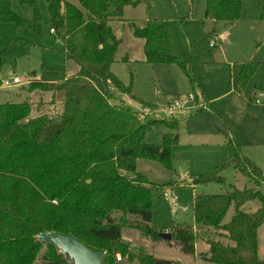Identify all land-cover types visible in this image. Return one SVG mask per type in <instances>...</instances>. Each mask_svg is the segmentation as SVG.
<instances>
[{
	"label": "trees",
	"instance_id": "trees-1",
	"mask_svg": "<svg viewBox=\"0 0 264 264\" xmlns=\"http://www.w3.org/2000/svg\"><path fill=\"white\" fill-rule=\"evenodd\" d=\"M20 1L34 9L30 23L42 20L37 0ZM47 2L61 50L79 71L60 82L33 79L28 84L30 91H51L53 100L63 106L59 114L32 118L33 104L28 100L0 104V264H73L55 243L39 239L40 233L53 231L72 235L96 252L104 251L102 264H182L137 252L124 235L135 228L144 237L162 240L161 234L167 230L185 254L195 255V225L214 227L228 239L210 241L204 257L207 261L264 264L258 252L264 189L230 185L221 193L196 194L194 225L159 228L149 224L153 187L149 178L137 171V161H156L174 171L172 150L178 141L180 120H143L141 112L124 100L127 96L136 98L133 85L123 84L112 69L123 42L115 35L113 21H124L127 6L139 7L147 0H78L77 5L70 0ZM206 3L204 22L213 19L234 24L241 19L244 0ZM142 21L130 22V27L135 37L145 40L146 62L177 64L197 97L192 66L172 51L169 23L162 19ZM1 22H24L12 10L11 0H0ZM258 66L254 60L244 63L236 90L241 92L247 86ZM2 67L0 57V86ZM159 125L170 130L162 142H146L147 134ZM232 146L230 161L217 166L214 176L195 178L194 183L227 185L224 171L232 167L256 186H264L262 169L242 153L239 144ZM256 200L260 203L256 212L244 209L245 203ZM231 208L234 213L225 221Z\"/></svg>",
	"mask_w": 264,
	"mask_h": 264
},
{
	"label": "rangeland",
	"instance_id": "rangeland-1",
	"mask_svg": "<svg viewBox=\"0 0 264 264\" xmlns=\"http://www.w3.org/2000/svg\"><path fill=\"white\" fill-rule=\"evenodd\" d=\"M11 1L12 10L24 22L20 25L10 22L0 23V57L3 60L1 79L4 82L19 77L22 82L11 87L1 85L0 104L28 100L30 96L39 100L34 94L31 95L34 90L30 92L28 88L29 79L33 75L46 81H62L67 75L75 74L79 69L74 61H68L64 52L59 50V38L51 33L52 25L49 21L50 10L47 0H37L42 20L36 24L30 23L35 14L31 6L22 4L20 0ZM70 1L79 4L78 0ZM244 1L246 3L242 19L234 26L220 22L217 26V37L213 34L214 23L210 19L204 22L207 0H147L139 7L125 8L124 19L130 22L162 19L169 23L174 53L181 61L190 63L193 75L200 80L209 99L207 111L210 119L204 124L191 121L181 125V139L172 150L174 171L156 161L148 159L137 161V171L148 177L153 187V217L149 223L151 225L159 228L179 224L194 225L193 205L196 194L221 193L230 185L238 189L256 187L264 189V186H256L249 177L238 174L232 167L224 171L227 185L214 181L194 183L195 178L214 176L216 166L230 159L225 158L231 153L230 150L224 145L219 147L213 141L214 127L222 125L224 121H229V126L235 130L241 140L248 143L245 151L252 150L258 153V159L264 165V145L260 148L255 145L264 144V107L250 102L249 98L253 95L248 91H245L243 96L231 91L233 81L231 67L222 62L221 56L218 57L220 49L227 44L225 35H230L231 43L225 47L229 61L248 60L254 55L257 60L264 59L262 17L264 1ZM119 24H113L114 29L122 38L128 39V27L122 26L120 29ZM211 43H214L215 48H210ZM118 51H122V48ZM120 53L112 69L123 84L133 85V95L136 97H124L125 102L142 112L149 108L145 104L142 105V101L160 106L157 115L150 112L149 117L173 120L174 118L166 117L161 111L168 103V99H174L176 94L186 97L192 93L187 76L181 67L175 63L154 66L140 61L137 57L133 59L130 57V60L124 62L120 57L124 52ZM132 53L133 56L138 55L135 51ZM262 86L264 87V82ZM260 89L264 94V89ZM20 94H23V97H19ZM199 104L201 107L205 105L203 101ZM196 109L180 111L175 117L179 120L184 119ZM216 114H221L222 119ZM200 127L208 129L207 133L200 131ZM211 130L212 135L209 133ZM166 131L165 126L159 125L147 134L145 141L160 143ZM165 191L177 198L175 206L165 199L163 193ZM259 207L260 203L257 200L244 204V209L248 212H256ZM233 213L234 208H231L225 221L230 220ZM130 219L136 221L134 217ZM194 232L197 238L195 255L185 254L181 245H178L174 239L153 240L151 237H144L135 228L127 230L125 237L132 249L137 252L150 253L163 259L181 258L187 264H217L207 261L204 257L210 249L211 240L228 242L227 238H223V232L211 226L199 225H196ZM258 236V252L260 257L264 258V225L259 229Z\"/></svg>",
	"mask_w": 264,
	"mask_h": 264
},
{
	"label": "crops",
	"instance_id": "crops-1",
	"mask_svg": "<svg viewBox=\"0 0 264 264\" xmlns=\"http://www.w3.org/2000/svg\"><path fill=\"white\" fill-rule=\"evenodd\" d=\"M245 3L246 2L244 1V7H245ZM243 12H244V8H243ZM243 12H242V14H243ZM241 19H242V15H241ZM210 20L214 23V32H213V34H214L215 37H217L218 36L217 26L222 21L215 22V20H213V19H210ZM239 21L235 22L234 24H237ZM113 22H114L113 24L120 23L119 24L120 25V29L122 28V26L128 27V34H127L128 39L127 38L126 39L122 38L118 34V32L114 29L116 36L118 38H121L122 41H123L122 44H121V47L119 49V50H121V48H122V51H120V52H124L120 56V57H122V60L124 62H126V61L130 60L129 59L130 57L132 59L135 58V57H137V59H139L140 61L146 62V53L144 52L145 40L143 38H138V37H135L133 35L132 29L130 27V21L124 19V21H118V20H116V21H113ZM222 23H225V22H222ZM234 24H227V23H225V25H231V26H234ZM225 28H226V26H225ZM52 29L53 28H51V33L52 34H56V32L53 31ZM225 36H226L225 38H227L225 40L227 42V44L223 48L220 49L221 51L218 54V57L220 58V56H221L222 62L225 63V65H227V66L229 65L231 67V79L233 80L232 81L231 91H233V93H235L236 95H240V96H243L244 95L243 93L245 91L246 92L248 91V92L252 93L253 96L251 98H249L250 99V102L256 104L254 102V97L256 96L257 93H262L260 91L261 90L260 88H263L264 89V87L262 86V82H264V79H263L264 78V59H262V60L258 59L257 60L256 59V56L254 55V56H251V58L248 59V60H236V62L229 61L228 60V57H227V49L225 47L228 44L231 43V40H230V37H229L230 35L229 36L225 35ZM127 43H129V44L127 45V47H125ZM58 46H59V50L62 51L61 50L62 42H61L60 39H59V45ZM210 48H215V45L213 47L210 46ZM132 50L135 51L138 55L133 56L134 53H132L133 52ZM172 51H173V46H172ZM120 52L118 51V53H119L118 55L121 54ZM251 60H254V61L258 62L259 66H258L256 72L250 78V81L247 84V86L241 92H239L238 90H236V84H237V81H238L237 80L238 79V76H239L240 71L242 70V68L244 66V63L245 62H249ZM113 65H114V63H113ZM157 65H154V66H157ZM162 65H164V64H162ZM236 69H238L237 70V72H238L237 73V76H236V73H235ZM78 71H79V69H78ZM78 71H76V73ZM69 75H67L66 77H68ZM234 76H236V79H234L235 78ZM33 79L41 80L43 82H60V81H54V80H48V81H46V80H43V79L38 78V77H36V76L33 75L32 77H30L28 84L31 81H33ZM196 80L198 82L197 102L199 103V102L203 101L205 103V105L203 107H200V108L196 109V111L193 114H191L190 116H188V117L180 120L179 130H178V132L176 134V137L178 138V141H177L176 144H178L179 141H180V139H181V136L182 135H181V129L180 128H181V125L183 123H185V122L188 123V122H191L192 121L193 123H199V124L202 123V124H204L207 119H210V117H208V113L209 112L207 111V104L209 103V99H208V97H206V90H204V88L201 86V84L199 82L200 80L198 78H196ZM187 82H188V79H187ZM188 83L190 84V82H188ZM233 83H234V86H233ZM250 86H252V87H250ZM190 88L192 90L191 84H190ZM33 94L36 97H38L39 100L35 99L34 96H30L28 98V101H30L33 104L32 113H31V117L32 118H34L35 116H38L40 114H48V115L50 114V115H52V114H55L56 112L59 114L63 110V106H62L61 102H59L57 100H53V93L51 91L44 92V91H41V90H34L33 92H31V95H33ZM176 95L178 96L180 94H176ZM19 97H23V94H20ZM171 100L172 99H168L167 102H170ZM19 101H26V100H19ZM210 102H211V100H210ZM143 104L144 103H142V105ZM257 105H260V106L264 107V104H257ZM216 115L220 116V118L222 119L221 114H216ZM213 120H215V119H213ZM228 123H229V121H224L222 125H219V126L217 125L216 127H214V130H213L214 131V136H213L214 137V139H213L214 144L219 145V147L224 145L226 147V149L230 150L231 153L229 155H227L228 157H225L227 159L230 158L229 161L232 159V157L234 155V149H233L232 144H234V143L237 144V145L239 144L240 147H241L242 153L245 156H247L248 158H250L254 163H256L262 169V172L264 173V165L259 161V159H258V157H259L258 153H254V151H252V150H251V152L249 150L245 151V146L248 143L244 142V140H241V138L239 137V135H237V133L235 132V130H233V128H231L229 126L230 123L229 124ZM161 126H163V125H161ZM199 129H200V131H202L204 133H207V131H208V129H206L204 127H200ZM166 130L167 131L165 133H167L168 131H170L168 128H166ZM213 131L211 130L209 132L210 135L213 134ZM176 144H175V146H176ZM255 145H258L257 148H260L264 144H258V143H256ZM227 159H224V160H227ZM219 165H221V164H218L217 166H219ZM195 227H196V225H195ZM124 239L127 241L125 235H124ZM127 242L129 243V241H127ZM196 243H197V241H196ZM129 245H130V243H129ZM130 247H131V245H130ZM131 249H132V247H131ZM208 252H206V253H208ZM195 254H196V252H195ZM167 259L175 260V261L181 262L182 264H187L181 258L180 259L167 258Z\"/></svg>",
	"mask_w": 264,
	"mask_h": 264
},
{
	"label": "water",
	"instance_id": "water-1",
	"mask_svg": "<svg viewBox=\"0 0 264 264\" xmlns=\"http://www.w3.org/2000/svg\"><path fill=\"white\" fill-rule=\"evenodd\" d=\"M161 238L172 240V233L165 231L161 234ZM39 239L45 243H55L64 254L73 259V264H102L105 258L104 251L96 252L72 235L65 236L55 231L42 232L39 234Z\"/></svg>",
	"mask_w": 264,
	"mask_h": 264
},
{
	"label": "built area",
	"instance_id": "built-area-1",
	"mask_svg": "<svg viewBox=\"0 0 264 264\" xmlns=\"http://www.w3.org/2000/svg\"><path fill=\"white\" fill-rule=\"evenodd\" d=\"M54 31V29H52ZM211 47L214 46V43L210 44ZM22 82V80L19 77H15L11 80H5L4 82H2V86L4 87H11L17 84H20ZM254 102L257 104H264V95L262 93H257L256 96L254 97ZM159 107L157 106L155 108H151L149 107L146 110L140 111L141 115H142V119H146L149 117L150 112L157 115V112L159 111ZM201 104H199L197 102V97L196 95L192 92L189 95H187L186 97H182V96H176L174 97V99H172L170 102H168L163 108H162V113L166 116V117H170V118H176L175 116H177L178 112L180 111H184V110H190V109H194V108H200ZM153 116V115H152ZM151 117V116H150ZM158 119V118H157ZM165 199L170 201L174 206L177 204V198L173 197L170 195L169 192H163ZM118 260L121 261L122 257L118 256Z\"/></svg>",
	"mask_w": 264,
	"mask_h": 264
}]
</instances>
